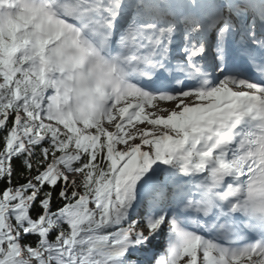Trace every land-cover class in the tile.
Masks as SVG:
<instances>
[{
	"label": "snow or ice",
	"instance_id": "obj_1",
	"mask_svg": "<svg viewBox=\"0 0 264 264\" xmlns=\"http://www.w3.org/2000/svg\"><path fill=\"white\" fill-rule=\"evenodd\" d=\"M0 264H264V0H0Z\"/></svg>",
	"mask_w": 264,
	"mask_h": 264
}]
</instances>
